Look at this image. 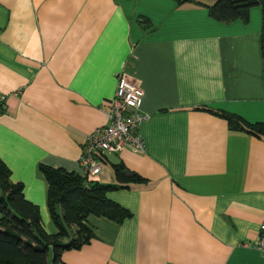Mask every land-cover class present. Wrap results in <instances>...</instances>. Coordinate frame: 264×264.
Listing matches in <instances>:
<instances>
[{
	"label": "crops",
	"instance_id": "1",
	"mask_svg": "<svg viewBox=\"0 0 264 264\" xmlns=\"http://www.w3.org/2000/svg\"><path fill=\"white\" fill-rule=\"evenodd\" d=\"M213 1L0 0V158L48 232L58 228L39 165L83 174V145L108 122L120 71L150 113L138 128L145 150L105 153L94 178L115 181L116 163L145 177L108 192L133 215H90L94 236L62 261L264 264V135L198 108L264 121L262 8L227 22L210 16Z\"/></svg>",
	"mask_w": 264,
	"mask_h": 264
},
{
	"label": "trees",
	"instance_id": "2",
	"mask_svg": "<svg viewBox=\"0 0 264 264\" xmlns=\"http://www.w3.org/2000/svg\"><path fill=\"white\" fill-rule=\"evenodd\" d=\"M205 5L210 16L227 22L249 19L251 7L260 5L264 52V0H214ZM143 19L150 22L149 18ZM198 108L226 117L233 128L264 135V121L251 122L225 109ZM113 168L116 180L101 182L87 180L83 174L64 167L39 165L48 184L50 216L58 228L50 233L42 223L39 205L25 197L23 183L11 180V170L0 158V264H69L61 260V253L82 247L94 236L90 215L106 216L119 223L131 217L133 213L111 199L108 192L148 180L124 163H116Z\"/></svg>",
	"mask_w": 264,
	"mask_h": 264
},
{
	"label": "built area",
	"instance_id": "3",
	"mask_svg": "<svg viewBox=\"0 0 264 264\" xmlns=\"http://www.w3.org/2000/svg\"><path fill=\"white\" fill-rule=\"evenodd\" d=\"M143 95L142 87L126 71L118 73L117 88L110 100L108 122L93 129L83 145L80 163L87 180H94L101 172L105 153L127 147L134 151L145 150V140L138 132L141 123L150 117V113L141 107ZM6 97L5 93H0V113ZM255 245L264 251V219Z\"/></svg>",
	"mask_w": 264,
	"mask_h": 264
}]
</instances>
